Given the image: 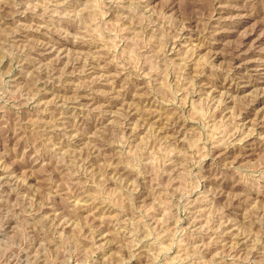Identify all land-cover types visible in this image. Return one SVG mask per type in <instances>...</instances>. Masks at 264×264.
<instances>
[{"label":"rangeland","instance_id":"374dc122","mask_svg":"<svg viewBox=\"0 0 264 264\" xmlns=\"http://www.w3.org/2000/svg\"><path fill=\"white\" fill-rule=\"evenodd\" d=\"M261 91L264 0H0V264H264Z\"/></svg>","mask_w":264,"mask_h":264},{"label":"bare ground","instance_id":"6f19581e","mask_svg":"<svg viewBox=\"0 0 264 264\" xmlns=\"http://www.w3.org/2000/svg\"><path fill=\"white\" fill-rule=\"evenodd\" d=\"M92 56H93V55H92ZM228 71H229V70H228ZM261 92L263 93V91H261ZM263 94H264V93H263ZM260 96H261V95H260ZM263 96H264V95H263ZM263 96H262V97H263ZM259 99H260V97H259ZM261 118H262V117H261ZM257 120H258V119H257ZM260 122H261V121H260ZM262 122H263V121H262Z\"/></svg>","mask_w":264,"mask_h":264}]
</instances>
